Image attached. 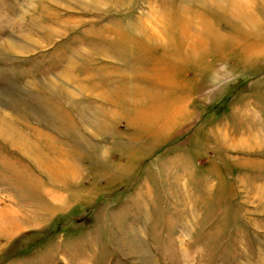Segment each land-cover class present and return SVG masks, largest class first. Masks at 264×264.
Listing matches in <instances>:
<instances>
[{
    "label": "rangeland",
    "instance_id": "1",
    "mask_svg": "<svg viewBox=\"0 0 264 264\" xmlns=\"http://www.w3.org/2000/svg\"><path fill=\"white\" fill-rule=\"evenodd\" d=\"M117 1L0 0V264H264V0Z\"/></svg>",
    "mask_w": 264,
    "mask_h": 264
},
{
    "label": "bare ground",
    "instance_id": "2",
    "mask_svg": "<svg viewBox=\"0 0 264 264\" xmlns=\"http://www.w3.org/2000/svg\"><path fill=\"white\" fill-rule=\"evenodd\" d=\"M114 1L116 2L117 0H111V2H114ZM117 2H118V1H117ZM83 5H84V4H83ZM183 14H184V12H183ZM240 15H243V13L240 14ZM240 17H241V16H240ZM154 19H155V18H154ZM182 19H183V17H182ZM196 30H197V29H196ZM130 38L133 40V38H132L131 36H130ZM130 38H129V39H130ZM110 47H111V49H112V48L114 47V45H113V47H112V46H110ZM101 51H102L103 53H104V52H106V53L108 52L107 48H106L105 50H104V49L102 50V48H101ZM118 58L120 59V54H119V57H118Z\"/></svg>",
    "mask_w": 264,
    "mask_h": 264
}]
</instances>
